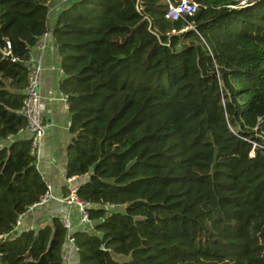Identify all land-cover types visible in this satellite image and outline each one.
Instances as JSON below:
<instances>
[{"label":"trees","instance_id":"obj_1","mask_svg":"<svg viewBox=\"0 0 264 264\" xmlns=\"http://www.w3.org/2000/svg\"><path fill=\"white\" fill-rule=\"evenodd\" d=\"M191 1L171 21L167 0H0V140L27 125L43 34L61 57L66 176L94 223L78 264H264V0ZM46 191L30 140L0 151V264L64 263L58 217L16 230Z\"/></svg>","mask_w":264,"mask_h":264},{"label":"crops","instance_id":"obj_2","mask_svg":"<svg viewBox=\"0 0 264 264\" xmlns=\"http://www.w3.org/2000/svg\"><path fill=\"white\" fill-rule=\"evenodd\" d=\"M60 12L59 5L51 8L50 24L54 25L56 13ZM40 51L33 48L32 53ZM43 72L41 78L40 92L42 97L43 124L45 125V136L41 144L40 158L36 164L45 181L52 185L55 196H66L64 189L70 191L77 189L83 184L87 177L72 178L70 181L66 176L68 164L67 149L71 142L70 112L67 96L60 89L62 78L61 57L55 46L52 33L47 42V47L42 51ZM20 138L30 139V134L25 131ZM65 204L53 200L49 203L34 207L22 216L21 225L16 229L18 233L38 229L50 223L54 217H58L62 210H67ZM121 208H118V210ZM75 223L78 221L79 213L76 208L72 209ZM77 232V231H75ZM91 231L90 233H92ZM63 264H78L79 255L76 248L68 249L65 243Z\"/></svg>","mask_w":264,"mask_h":264},{"label":"built area","instance_id":"obj_3","mask_svg":"<svg viewBox=\"0 0 264 264\" xmlns=\"http://www.w3.org/2000/svg\"><path fill=\"white\" fill-rule=\"evenodd\" d=\"M167 1L168 9L165 13V18L171 21H177L180 19L186 20L188 17L195 15L200 8L199 4L191 0ZM49 39L50 32L43 34L36 44V48L40 52L36 55L31 53L27 61L28 77L25 88V97L21 109V113L26 118L27 125L25 128L19 130L16 135H10L6 139L0 140V151H2L15 139L20 138V136L27 131L30 134L29 140L31 144V155L35 158L36 162L40 158L41 144L45 136L40 85L43 72L42 51L47 47ZM7 49H11L10 43H8ZM69 180L71 181L72 178ZM77 189L72 190L67 196L63 195L57 197L53 193L52 185L48 183L46 193L43 195L41 200L34 205V207H39L49 203L50 201L56 200L69 207L67 210H62L59 215L60 221L67 230L66 248L68 249L76 248L75 238L73 236L75 231L85 230L87 228L92 229L94 227V223L89 216L90 203L83 201L78 197ZM73 208H76L79 213V218L76 223L72 215ZM21 221L22 216L18 219L17 228L21 225Z\"/></svg>","mask_w":264,"mask_h":264},{"label":"water","instance_id":"obj_4","mask_svg":"<svg viewBox=\"0 0 264 264\" xmlns=\"http://www.w3.org/2000/svg\"><path fill=\"white\" fill-rule=\"evenodd\" d=\"M6 57H7L8 59H12V55H11V54L6 55Z\"/></svg>","mask_w":264,"mask_h":264},{"label":"rangeland","instance_id":"obj_5","mask_svg":"<svg viewBox=\"0 0 264 264\" xmlns=\"http://www.w3.org/2000/svg\"><path fill=\"white\" fill-rule=\"evenodd\" d=\"M247 1V0H246Z\"/></svg>","mask_w":264,"mask_h":264}]
</instances>
